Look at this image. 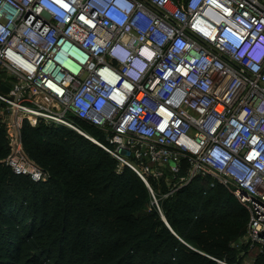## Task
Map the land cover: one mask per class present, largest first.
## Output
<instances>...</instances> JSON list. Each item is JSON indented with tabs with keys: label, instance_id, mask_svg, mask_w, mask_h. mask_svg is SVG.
Segmentation results:
<instances>
[{
	"label": "built area",
	"instance_id": "1",
	"mask_svg": "<svg viewBox=\"0 0 264 264\" xmlns=\"http://www.w3.org/2000/svg\"><path fill=\"white\" fill-rule=\"evenodd\" d=\"M0 103L15 174L49 177L26 118L68 126L136 172L162 215L151 175L178 177L165 197L222 184L249 213L245 263L264 256V0H0Z\"/></svg>",
	"mask_w": 264,
	"mask_h": 264
},
{
	"label": "trees",
	"instance_id": "2",
	"mask_svg": "<svg viewBox=\"0 0 264 264\" xmlns=\"http://www.w3.org/2000/svg\"><path fill=\"white\" fill-rule=\"evenodd\" d=\"M6 132L0 116V264H243L249 213L222 184L196 178L164 199L178 177L150 178L162 215L136 172L78 132L24 123V149L49 175L42 182L7 165Z\"/></svg>",
	"mask_w": 264,
	"mask_h": 264
},
{
	"label": "rangeland",
	"instance_id": "3",
	"mask_svg": "<svg viewBox=\"0 0 264 264\" xmlns=\"http://www.w3.org/2000/svg\"><path fill=\"white\" fill-rule=\"evenodd\" d=\"M0 116H1V109H0ZM26 120L30 123H36L35 121H36V119L35 118H33V117H30V118H26ZM61 127H66V128H69V129H72V128H70V127H68V126H61ZM73 130V129H72ZM105 133H109L110 131H108V130H106V131H104ZM6 134H7V132H6ZM151 167H153V168H155V166L154 165H150ZM165 170V169H164ZM166 173H169V171L168 170H166ZM167 174H164V177L166 176ZM152 177L151 178H153V179H155L156 181H159V178H156V176H154V175H151ZM161 190V189H160ZM162 194H163V190H162V192H161ZM164 195V194H163ZM164 199L166 198L165 197V195H164V197H163ZM144 250H145V248H143ZM143 254H144V251H142V252H140V254H139V258H137L138 259V261H141L142 259H143ZM243 264H246L245 263V260L243 261Z\"/></svg>",
	"mask_w": 264,
	"mask_h": 264
},
{
	"label": "clouds",
	"instance_id": "4",
	"mask_svg": "<svg viewBox=\"0 0 264 264\" xmlns=\"http://www.w3.org/2000/svg\"><path fill=\"white\" fill-rule=\"evenodd\" d=\"M117 5L121 8L129 9V5L122 1H117ZM140 68L146 70V67L143 64H140Z\"/></svg>",
	"mask_w": 264,
	"mask_h": 264
},
{
	"label": "water",
	"instance_id": "5",
	"mask_svg": "<svg viewBox=\"0 0 264 264\" xmlns=\"http://www.w3.org/2000/svg\"><path fill=\"white\" fill-rule=\"evenodd\" d=\"M1 90L4 91V92H6V93L9 92V89H8L6 86H2V87H1ZM172 165H173V164H172ZM164 221L168 224V221H167V219L165 218V216H164Z\"/></svg>",
	"mask_w": 264,
	"mask_h": 264
}]
</instances>
